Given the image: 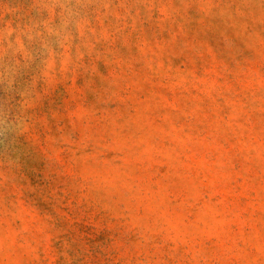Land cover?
Instances as JSON below:
<instances>
[{
    "label": "rangeland",
    "instance_id": "1",
    "mask_svg": "<svg viewBox=\"0 0 264 264\" xmlns=\"http://www.w3.org/2000/svg\"><path fill=\"white\" fill-rule=\"evenodd\" d=\"M0 264H264V0H0Z\"/></svg>",
    "mask_w": 264,
    "mask_h": 264
}]
</instances>
